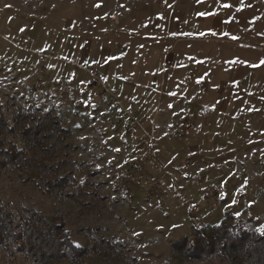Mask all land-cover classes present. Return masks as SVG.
Here are the masks:
<instances>
[{"label":"rangeland","instance_id":"1","mask_svg":"<svg viewBox=\"0 0 264 264\" xmlns=\"http://www.w3.org/2000/svg\"><path fill=\"white\" fill-rule=\"evenodd\" d=\"M19 108L72 131L77 150L48 161L78 183L46 194L0 171V204L58 217L77 245L103 229L116 250L89 264H230L174 244L225 218L262 234L264 0H0V118ZM0 264L31 263L0 248Z\"/></svg>","mask_w":264,"mask_h":264},{"label":"trees","instance_id":"2","mask_svg":"<svg viewBox=\"0 0 264 264\" xmlns=\"http://www.w3.org/2000/svg\"><path fill=\"white\" fill-rule=\"evenodd\" d=\"M37 112L38 109L19 108L9 119L0 118V131L9 136L0 139V171L17 173L21 182H32L33 188L43 193H62L78 183L75 172L61 173V162L48 160L56 156L57 146L60 152L69 147L77 150L76 145L67 143L73 133L52 112ZM62 163L66 164L64 160ZM80 203L83 207L90 205ZM226 217L232 218L229 214ZM86 231L88 244L77 245L58 217L0 204V248L9 255H21L31 264H89L94 253L109 262L117 244L107 239L100 227ZM174 251L191 261L215 258L230 264H264V235L249 230L241 220L229 222L225 218L211 229L195 230L192 238L180 239L174 244Z\"/></svg>","mask_w":264,"mask_h":264},{"label":"built area","instance_id":"3","mask_svg":"<svg viewBox=\"0 0 264 264\" xmlns=\"http://www.w3.org/2000/svg\"><path fill=\"white\" fill-rule=\"evenodd\" d=\"M93 76H96V74H93ZM101 86L105 91L106 87L104 82L101 83ZM144 171H145V165H139L137 167L131 166L127 172L128 174L127 178L130 179L131 181H138L139 179L142 178Z\"/></svg>","mask_w":264,"mask_h":264},{"label":"snow or ice","instance_id":"4","mask_svg":"<svg viewBox=\"0 0 264 264\" xmlns=\"http://www.w3.org/2000/svg\"><path fill=\"white\" fill-rule=\"evenodd\" d=\"M223 7H230V5L225 4V5H223ZM201 15H205V14L201 13ZM233 39H235V37H233ZM261 232H262V234H264V229H262Z\"/></svg>","mask_w":264,"mask_h":264}]
</instances>
